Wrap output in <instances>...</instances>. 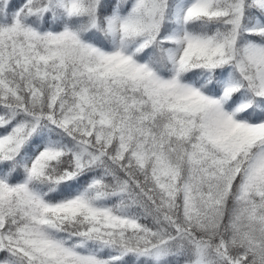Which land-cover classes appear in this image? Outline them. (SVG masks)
Segmentation results:
<instances>
[{"label": "snow or ice", "instance_id": "6c2138e0", "mask_svg": "<svg viewBox=\"0 0 264 264\" xmlns=\"http://www.w3.org/2000/svg\"><path fill=\"white\" fill-rule=\"evenodd\" d=\"M0 264H264V0H0Z\"/></svg>", "mask_w": 264, "mask_h": 264}]
</instances>
